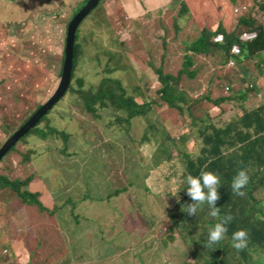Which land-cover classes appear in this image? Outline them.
Masks as SVG:
<instances>
[{
  "label": "rangeland",
  "instance_id": "rangeland-1",
  "mask_svg": "<svg viewBox=\"0 0 264 264\" xmlns=\"http://www.w3.org/2000/svg\"><path fill=\"white\" fill-rule=\"evenodd\" d=\"M83 1L0 0V148L8 140L6 130L25 125L57 89L71 15ZM230 1L187 0L192 12L183 14L180 0H162L161 4L158 0H106L111 28L93 22L94 15L90 16L82 30H94L95 41L84 46L75 87H80L79 78L89 91L113 77L139 104L151 105L153 110L135 118L129 127L117 119L126 113L99 109L95 116L84 109L80 96L69 91L48 121L35 128L34 135L25 137L0 166V175L13 181L35 176L27 189L38 194L47 208L43 213L31 206L17 211L22 206L19 198L8 191L1 194L0 264L8 260H12L9 264H147L148 247L143 238L153 236L157 239L156 249L151 251L153 259L165 253L172 260L168 264H197L194 256L202 246L185 244L173 227L174 221L192 217L179 209L181 198L177 196L183 158L187 153L200 155L201 128L213 123L226 125L209 116L216 108L206 98L216 101L215 97L230 90H226L228 74L245 84L250 73L242 75L229 64L228 73L224 72L219 52L192 54L197 78L192 81L184 76L181 83L189 104L201 100L197 111L201 117L206 114V121L190 128V120L161 102L155 70L163 66L166 74L178 76L187 47L202 29L217 30L219 20L228 18L237 24L234 11L239 0ZM258 16H262L260 12ZM84 39L79 38V45L87 44ZM260 55L264 57V53ZM109 69L115 71L110 74ZM33 82L36 93L26 94V87L31 89ZM49 127L70 135L68 155L63 151L64 134H50ZM42 131L49 134L47 140L41 137ZM27 156L30 160L25 163ZM125 189L127 192L108 200L117 190ZM257 198L264 211V190ZM69 199L72 202L68 203ZM56 207H60L58 214L50 217ZM79 216L82 218L77 220ZM35 223L40 225L36 233ZM184 225L180 222L178 233L185 231ZM152 228L154 232L148 234ZM46 234L52 237L41 240ZM185 237L189 238L187 232ZM54 238L59 244L52 250ZM31 241L36 243L30 249ZM39 242L44 244L39 246ZM262 252H254L255 264H264ZM54 254L61 259L55 261Z\"/></svg>",
  "mask_w": 264,
  "mask_h": 264
},
{
  "label": "trees",
  "instance_id": "trees-1",
  "mask_svg": "<svg viewBox=\"0 0 264 264\" xmlns=\"http://www.w3.org/2000/svg\"><path fill=\"white\" fill-rule=\"evenodd\" d=\"M88 1L89 0H85L75 7L76 9L73 11L71 16L74 18V16L88 3ZM181 1L182 13L184 14L187 12L190 14L191 8L188 6L187 0ZM249 1H251L249 3L250 7H248L247 10H245V8H240L238 9L239 12H236V10L234 11L235 18L238 22L236 24L237 29L234 31L227 29L222 23L215 32H211V29L205 28L201 30L199 37L187 47V54L183 64V70L180 71L178 76L166 74L163 66L160 69L155 70V73L158 77V83L160 85L158 95L161 99V102L164 104V106H168L170 109L179 112L178 114H180L182 118L190 120V122H188L190 128L195 126L198 122L204 124L206 121L204 119L206 114L201 117L200 113L197 111L198 105H202L201 100L193 99V104H189V99L183 91L185 87L184 82L181 83V79L184 76H188V78L192 81L196 80L197 78V73L193 71L195 62L192 58V54L211 56L216 52H219L222 57L221 68L224 70V72L228 73L227 67L232 59H235L239 66L236 68L231 67V70H236L241 67V62H239V59L232 55V50L235 46H239L241 48L242 57L244 56V53L245 56L247 54L249 56H255L258 53L260 54L264 52V28L263 26H256V23H254V19L251 15L252 13L255 14L258 12L264 15V0ZM105 4L106 0H101L99 7L91 14L92 16L94 15L92 21L95 20L93 22H96L101 26L111 28V24L109 22L111 17L108 14ZM90 20L91 19L89 17L83 23L77 34L73 83L70 92L80 96L81 104L84 109L95 116H98L99 109H113V111H117L119 113H126V116H119L117 119L120 124L131 127L135 118L145 116L149 111L153 110V107L151 105L139 104L134 97L129 95L126 87L120 80H117L113 77H108L103 79L96 88L87 91L84 86V80L79 78L78 84L80 87H75L74 81L77 80L76 73L78 71L79 60L85 52L84 46L89 45V43L92 44L95 41L92 37L94 30H88L89 33L82 30ZM245 30H256L257 32L260 31L258 39L254 41H244L242 39V35L246 32ZM218 35H224L225 43L217 44L214 42V38ZM82 36H84V40L87 44L79 45V38ZM166 53L167 52H165L163 56V62L165 61ZM64 60L65 53H63V63ZM111 60H114V56H111ZM36 69L40 70L41 73L43 72V70H41L43 68ZM113 71H115V69H109L107 72L111 74ZM230 75L231 74H228L226 77L227 84L234 82V78ZM253 88L254 86H249L247 90H245V95L243 96L241 95V91L235 90L230 95L222 97L221 99H216V101H213L211 97H207L206 101H209L216 108V110L211 112L209 116H211V118L223 120L226 125L225 127H219L218 123H213L205 125L203 128H201L199 136L203 145L201 146L200 155L193 156L187 153L183 158V162L185 164L184 167H182V184L179 194L177 195L181 198L179 201V206L181 207H179V209L184 211L182 207L193 203V201H191V199L187 196L186 192H183L186 190V185L183 183L184 178L188 174L197 176L201 171H211L220 177V200L217 201L216 206L221 208L222 216L231 215L233 217L232 222L228 225V232L225 236V239L218 244L211 246L207 245L206 243L207 231L208 228L217 221L209 215L210 210L207 204H203L198 208L197 216H192L189 220H185L186 217L183 213L184 217L173 222V227L176 228V235L183 237L185 244L189 246H202L201 251L198 253L199 255L196 253L194 256V258L198 260L197 264H202V262L204 264H255L253 260L254 252L259 253L260 251H263L262 254L264 257V211L260 206L261 201L257 198V193L261 190H264V106L252 111L249 107H246L243 104L241 109L242 111H240L242 115L239 117L226 116V114L230 112L226 107L229 106L232 107L233 110H237L238 101H240V99H246L247 97L249 98L250 94H252L254 91ZM36 90L37 88L35 87V82H33L31 89L26 87V94L29 92L36 93ZM40 107L41 105L38 107V109ZM51 112L41 121L38 127H40V125L46 120L48 121V116L51 115ZM34 114L35 113L30 115V117H33ZM29 119L30 118L26 120L25 124L29 121ZM18 130L9 128L6 130V138L8 137L9 139ZM34 131L35 129L27 137L31 136L32 134L34 135ZM49 131L50 134L53 135L61 136L64 134L63 139L65 140L66 145L64 146L63 151L66 153L69 152L70 135L51 127H49ZM42 132L44 135H41V137L47 140L49 134L45 131ZM2 146L3 143L1 144V147ZM17 147L18 145L8 154V156L14 150H16ZM29 160V156H27L25 163H28ZM167 160L169 162L172 161V157ZM1 165L2 163L0 166ZM240 170H245L249 176V182L243 189L245 193L243 196L235 195L231 188L232 179ZM34 180L35 176H31L25 181H13L9 176L0 175V196L3 192L7 191L16 195L20 200L19 203L22 205L21 207L17 208V211L21 210L22 208L27 209L28 206H31L37 208L41 213L46 212L47 208L38 198V194L29 192L27 189V187ZM121 192H127V189L117 190L115 194L108 198V200L119 196V193ZM87 199L101 203L100 201L91 199L89 195H87ZM70 202H72V199L68 200V203ZM59 208L60 207H56L55 210L50 211V217L58 214ZM73 214L74 216H77L75 213ZM81 218L82 217L79 216L76 219L80 220ZM183 221L185 222V231L178 233L180 222ZM151 225L153 226V223H151ZM161 226L162 225L159 227ZM33 229L36 233L40 229V225L35 223L34 226L33 224ZM154 229L155 228H152L151 230L148 229V234L153 233ZM241 229L248 233V244L243 250L237 251L231 247V236L233 232ZM186 232L188 233L189 238L185 237ZM47 234L43 236V241L52 237V235L47 236ZM146 239L149 240L147 243L148 248L146 253L148 254V259L145 261L147 264L172 263V260L168 259L167 254H165L163 251L161 253L164 254L159 255L158 259H153L151 251L156 249L157 239L155 236H153V239ZM187 240H190V243H188ZM31 242H28L29 246H33L34 243H36L35 241ZM58 244V240L54 238L51 249L53 250ZM162 256L163 258L161 259ZM58 259H61V256L56 258L55 261ZM10 261L12 260L5 261L4 263L7 264Z\"/></svg>",
  "mask_w": 264,
  "mask_h": 264
},
{
  "label": "clouds",
  "instance_id": "clouds-1",
  "mask_svg": "<svg viewBox=\"0 0 264 264\" xmlns=\"http://www.w3.org/2000/svg\"><path fill=\"white\" fill-rule=\"evenodd\" d=\"M237 58L240 60L242 58V53ZM237 66L238 63L235 67L232 68H236ZM248 182L249 176L247 172L245 170H240L233 177L231 182L233 193L237 196H243L245 194L243 189L247 186ZM183 183L186 185V190H184L183 192H186L187 196L191 199V201H193V203L183 207V212L188 216H197L198 208L203 204H207L210 210L209 215L217 222L208 228L206 243L209 246L218 244L225 239V236L228 232V225L233 220V217L231 215L222 216L221 208L216 206L217 201L220 200V177L211 171H201L197 176L188 174L184 178ZM247 244L248 233L245 230L241 229L232 233V248L240 251L246 248Z\"/></svg>",
  "mask_w": 264,
  "mask_h": 264
},
{
  "label": "water",
  "instance_id": "water-1",
  "mask_svg": "<svg viewBox=\"0 0 264 264\" xmlns=\"http://www.w3.org/2000/svg\"><path fill=\"white\" fill-rule=\"evenodd\" d=\"M100 3L101 0H89L72 19L67 34L65 60L59 85L50 99L47 100L34 116L5 142L0 149V164L25 137L38 127L41 121L54 110L69 93L73 83L77 34L83 23L91 16L93 11L99 7Z\"/></svg>",
  "mask_w": 264,
  "mask_h": 264
},
{
  "label": "crops",
  "instance_id": "crops-1",
  "mask_svg": "<svg viewBox=\"0 0 264 264\" xmlns=\"http://www.w3.org/2000/svg\"><path fill=\"white\" fill-rule=\"evenodd\" d=\"M158 1L161 4L162 0H158ZM228 1H230V0H228ZM174 2H175V0H174ZM250 2L251 1H249V0H239V4L237 5L239 7H237V8H247L248 9V7H250L249 6ZM162 3L165 4L164 1ZM173 3L171 2L168 5H171ZM165 6H161V8H163ZM191 12H192V10H190V14H191ZM251 15L254 19V23H256V25L263 26V28H264V15L262 13H261L262 16H258V13H255V14L252 13ZM219 23L224 24V26L227 29H231L233 31L235 29H237V25L235 24V21L231 20V18H228L227 21L226 20H219ZM215 31L216 30H211V32H215ZM245 31L247 32L249 30H245ZM262 53H264V52H262ZM260 54L258 53L255 56H249L247 54L245 56V53H244V56L241 58V60H239V62H241V66L244 67V69H241V67H239L238 72L239 73L241 72L242 75H246L245 74L246 72L250 73V75H246V77H245V78H247V82L245 84L244 83L241 84L240 79L239 78L235 79V76H233L234 82H232L231 84L226 83V85H227V86L225 85L227 88L226 90H228V88H230V90L226 91L227 93L221 95V98H222V96L226 97V96H228V94L230 95L235 90L241 91V93H245V90H247V88L249 86H254V88H253L254 91L252 92V94H250V97L249 98L247 97L246 99H240V101H238V109L230 111L228 114H226V116H228V117H230V116L231 117L232 116L239 117L240 115H242V113H240V111H242L241 109L243 107V104L246 107H249L252 111H255L259 107L264 106V57L261 56ZM249 66H251V67H249ZM253 70H254V72L252 73ZM213 87L217 88L216 86H213ZM215 91H218V88ZM215 91H213V92H215ZM235 94H237V93H235ZM221 98H218V96L215 97V99H221ZM246 101H249V102H246ZM143 241L146 242V244L149 242V240H147L146 238H143ZM36 242H38L37 239H36ZM38 244L40 245L41 243L39 242ZM139 254L141 255V257L143 256L141 250L139 251ZM9 263H7V264H9Z\"/></svg>",
  "mask_w": 264,
  "mask_h": 264
},
{
  "label": "built area",
  "instance_id": "built-area-1",
  "mask_svg": "<svg viewBox=\"0 0 264 264\" xmlns=\"http://www.w3.org/2000/svg\"><path fill=\"white\" fill-rule=\"evenodd\" d=\"M245 10H247V8H245ZM236 12H239V10L236 9ZM258 36H259V33L258 32L250 33L249 31H247V32H245L242 35V39L244 41H254V40L258 39ZM215 43H217V44L225 43V37H224V35H218L215 38ZM232 55L235 56V57H238L239 55H241V49H240L239 46H235L233 48ZM236 64L237 63H236V60L235 59H232L230 61V66L231 67H235Z\"/></svg>",
  "mask_w": 264,
  "mask_h": 264
}]
</instances>
